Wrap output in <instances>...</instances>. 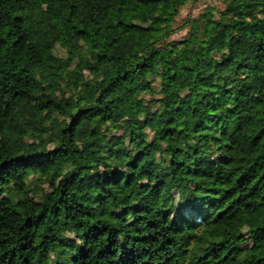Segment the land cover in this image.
<instances>
[{"label":"trees","instance_id":"obj_1","mask_svg":"<svg viewBox=\"0 0 264 264\" xmlns=\"http://www.w3.org/2000/svg\"><path fill=\"white\" fill-rule=\"evenodd\" d=\"M191 1L0 0V264H264V0Z\"/></svg>","mask_w":264,"mask_h":264},{"label":"rangeland","instance_id":"obj_2","mask_svg":"<svg viewBox=\"0 0 264 264\" xmlns=\"http://www.w3.org/2000/svg\"><path fill=\"white\" fill-rule=\"evenodd\" d=\"M210 4L220 5V0H194L184 5L180 15L177 18V24H186L190 17L198 14L199 11L203 10ZM184 31H178L174 36L179 37Z\"/></svg>","mask_w":264,"mask_h":264}]
</instances>
